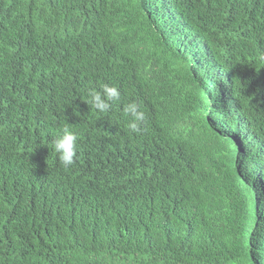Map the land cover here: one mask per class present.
I'll return each mask as SVG.
<instances>
[{
    "label": "trees",
    "instance_id": "1",
    "mask_svg": "<svg viewBox=\"0 0 264 264\" xmlns=\"http://www.w3.org/2000/svg\"><path fill=\"white\" fill-rule=\"evenodd\" d=\"M261 54L264 0H0V264H264Z\"/></svg>",
    "mask_w": 264,
    "mask_h": 264
},
{
    "label": "clouds",
    "instance_id": "2",
    "mask_svg": "<svg viewBox=\"0 0 264 264\" xmlns=\"http://www.w3.org/2000/svg\"><path fill=\"white\" fill-rule=\"evenodd\" d=\"M259 59L264 62V54H261ZM119 100L120 91L117 87L102 84L99 89L88 90L85 103L91 105L99 112H106L114 102ZM124 112L131 117L128 124L129 129L132 132L137 131L139 124L145 120L144 112L140 110L136 102H130L125 105ZM77 140V135L74 132L64 129L52 142L57 159L65 169H69L75 162L78 150Z\"/></svg>",
    "mask_w": 264,
    "mask_h": 264
}]
</instances>
